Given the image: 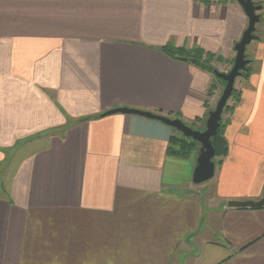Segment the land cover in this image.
Masks as SVG:
<instances>
[{
	"label": "crops",
	"instance_id": "obj_1",
	"mask_svg": "<svg viewBox=\"0 0 264 264\" xmlns=\"http://www.w3.org/2000/svg\"><path fill=\"white\" fill-rule=\"evenodd\" d=\"M260 13L205 190L177 129L90 117L200 124L224 83L163 47L229 72L249 24L237 0H0V264H264V206L228 205L264 198Z\"/></svg>",
	"mask_w": 264,
	"mask_h": 264
},
{
	"label": "water",
	"instance_id": "obj_2",
	"mask_svg": "<svg viewBox=\"0 0 264 264\" xmlns=\"http://www.w3.org/2000/svg\"><path fill=\"white\" fill-rule=\"evenodd\" d=\"M237 1L248 16L249 24L247 29L244 31L242 38L235 45L236 57L230 71L222 72L219 69L215 68L214 65L209 64L203 60H200L198 58L190 59L192 63L202 67L203 69H206L209 72L214 73L217 77L222 78L226 81V86L216 107L209 113L205 129H196L181 118H172L167 115L131 107H116L99 115V117H101L115 113H125L145 116L161 121L177 129L185 137L191 138L198 142L201 148L193 173V182L196 184L204 183L212 179L215 175L216 149L213 144V137L217 134L218 129L221 125L224 110L235 88L236 79L242 76L243 71L247 70L248 68L247 65L249 64L250 60L247 58L246 49L247 46L252 42V40L257 38L255 34V31L257 29L256 25L261 20L260 11L264 8L263 5L256 4L254 0ZM185 60L187 61L188 58H185ZM228 205L231 207H263L264 198L259 201H229Z\"/></svg>",
	"mask_w": 264,
	"mask_h": 264
},
{
	"label": "trees",
	"instance_id": "obj_3",
	"mask_svg": "<svg viewBox=\"0 0 264 264\" xmlns=\"http://www.w3.org/2000/svg\"><path fill=\"white\" fill-rule=\"evenodd\" d=\"M163 50L169 56H171L172 58H176V59L185 60V58H188L187 61H190L191 58H198V59L203 60L209 64H213V60H214V55H212L210 53H205L203 50H200V49H196L193 51H187L184 48L179 49V48H175L171 44H167L165 47H163ZM251 62L252 61H249V64L247 65L248 68H247V70L243 71L242 76H247V74L250 72V66L249 65ZM234 96H236V99L238 98L236 88H234L231 97H234ZM228 109H230V106L227 104L224 112ZM96 117H99V115H96L94 117H90V119L96 118ZM226 125H227V121H224L222 119L221 125L218 129V132L213 137V144H214V147L216 149V156H224L227 154V151H228L227 140L224 136V129H225ZM172 142L180 144L179 148L177 150H173V149H175V145L172 147L173 148L172 153H177L179 155H189L190 152L192 151V147L197 144V142L191 138H187V137L179 138L177 136L173 137Z\"/></svg>",
	"mask_w": 264,
	"mask_h": 264
},
{
	"label": "rangeland",
	"instance_id": "obj_4",
	"mask_svg": "<svg viewBox=\"0 0 264 264\" xmlns=\"http://www.w3.org/2000/svg\"><path fill=\"white\" fill-rule=\"evenodd\" d=\"M260 25H261V23L260 22H258L257 23V29H256V31H255V34L256 35H258L259 33H260ZM250 47L249 48H247V51H246V53L247 54H249V51H250ZM212 65H214V67L215 68H217V69H219L220 71H222L219 67H217L216 65H215V62H213V64ZM202 68V67H201ZM206 70V69H205ZM222 72H225V71H222ZM215 75V74H214ZM215 77L220 81V82H222V83H224V88H225V86H226V81L224 80V79H222V78H219V77H217L216 75H215ZM223 88V89H224ZM213 87L210 89V91H208V93L206 94V97L208 96V97H210V99H211V101L213 100L211 97L213 96ZM224 91V90H223ZM223 93V92H222ZM221 95L222 94H220V96L218 97L219 99H220V97H221ZM237 96V95H236ZM236 96H234V97H230V99L229 100H231V99H233L232 100V103H233V101H235L236 100ZM219 101V100H218ZM218 103V102H217ZM216 103L213 105V106H208V108H207V111H206V114H205V117L203 118V120L201 121V123L200 124H190V123H188V124H190V125H192L194 128H196V129H201V130H203V129H205L206 128V123H207V119H208V117H209V113H210V111L211 110H213L215 107H216ZM228 105L229 106H231V104H229V101H228ZM229 111H230V109H228V110H226L224 113H223V117H222V119L224 120V121H226V119H227V116H228V113H229ZM178 133H179V135H181V137L180 138H183V137H185L180 131H177ZM200 148H201V146L199 145V143L197 142V144L196 145H194L193 147H192V151L190 152V154H193L194 156H195V158H196V164H197V157H198V155H199V153H200ZM222 156H215V162H219V160H220V158H221ZM210 181H212V179H210V180H208L207 182H204V183H202L203 185L201 186V187H203L205 190L207 189H210V187H211V183L212 182H210ZM207 195V194H206Z\"/></svg>",
	"mask_w": 264,
	"mask_h": 264
},
{
	"label": "built area",
	"instance_id": "obj_5",
	"mask_svg": "<svg viewBox=\"0 0 264 264\" xmlns=\"http://www.w3.org/2000/svg\"><path fill=\"white\" fill-rule=\"evenodd\" d=\"M211 3H218L220 0H209ZM256 4L264 5V0H254Z\"/></svg>",
	"mask_w": 264,
	"mask_h": 264
}]
</instances>
